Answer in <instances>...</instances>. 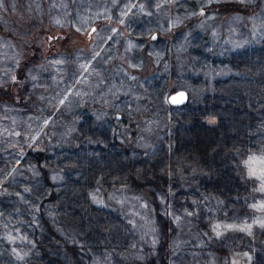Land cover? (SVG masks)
Instances as JSON below:
<instances>
[{
	"label": "rangeland",
	"instance_id": "1",
	"mask_svg": "<svg viewBox=\"0 0 264 264\" xmlns=\"http://www.w3.org/2000/svg\"><path fill=\"white\" fill-rule=\"evenodd\" d=\"M2 1L6 6L0 7V17H9L8 12L10 19L16 18L14 24L18 28L11 27L12 45L0 39V83L13 78L17 60L21 64L25 53L35 52L43 57L54 52L58 58L60 54L82 49L85 54L75 60L76 69H83L79 73L93 70L99 63L108 65L113 73L112 80L107 82V91L115 93L114 101L105 105V110H113L112 120L98 128L85 122L86 142L77 159L85 164L90 161L96 168L92 184H98L100 189L94 196L109 204L108 209L115 207L123 214L117 217L91 213L92 225L73 226L81 227V233H88L84 246L89 255L87 261L90 264H147L149 255L154 257L161 234L154 207L159 205L160 217H165L166 202L163 195L148 193L146 187L152 190L161 187L162 190L170 184L173 188L168 186L170 198L177 204L169 202L173 235L168 264H264V227L261 226L264 208L260 207L264 204V191L259 190L260 181L249 178L244 167L250 155H264V124L253 122L251 129L243 126L245 119L257 116L255 113L264 115V56L254 55L252 60L259 63L256 67L253 65L251 71L240 69L236 56L232 57L231 64L226 61L231 54L244 48L252 52L262 48L264 0H43L46 3L43 8L39 0H20L19 4L16 0ZM229 5L232 9L223 14L214 9ZM0 21L9 29L7 19ZM91 27H95V31L89 32ZM154 34L156 39H153ZM33 68H37L36 63L27 71ZM58 75L64 77L61 72ZM230 75L240 80L222 89L216 88L217 98L207 105V116L203 119L207 125L216 126L214 135L220 134L215 138L216 144L209 148V155L217 153L216 160L208 164L201 161L199 154H184V151L175 156L173 146L186 140L180 125L192 122L191 118L179 119L177 111L188 112L189 117L191 112L203 109L204 90L214 88L218 79ZM246 77L250 82L242 80ZM69 84L61 85L68 94L79 82L68 88ZM251 88L256 89L253 95L249 92ZM181 89L192 97L189 104H170L165 122L162 117L145 123L148 132L155 126L165 128L164 133L155 135V145L161 142L160 147H172V154L168 153L173 158L167 167L154 154H147L146 161L135 154L125 157L115 144L131 138L128 131L120 128L121 117L139 108L135 100L129 99L130 95L145 91L155 99L168 101L170 93ZM170 113L176 118L170 119ZM147 136L137 138L136 151L148 149ZM189 136L195 142L193 135ZM242 138L247 140L242 141ZM93 147L101 148L103 153ZM219 156L227 158L220 167L216 166ZM15 157L16 152L1 156L0 167ZM55 158L51 164L53 169L66 160L62 156ZM136 161L142 163L137 169L142 167L140 171L147 177L145 181L139 174L135 176L137 179H132L127 172L128 164L134 165ZM229 164L230 172L234 171L239 180L231 183L227 177L230 181L227 189L222 182L212 183L213 179L221 177L222 171L229 172ZM103 175L108 177L106 184L102 182ZM126 179L134 180L137 187L126 183ZM206 182L210 184L207 187ZM138 183L145 186L140 189ZM20 190L16 192L17 200L23 204L32 201L35 210L34 189L21 186ZM20 212L12 213L10 208L0 205V242L8 248L0 252V264H16L13 259L16 254L19 264H27L35 256L36 251L30 243L24 244L27 230H22ZM67 223L69 220L64 221ZM67 231L70 237L64 236L62 244L65 240L82 244L74 231ZM60 243L53 241L55 249ZM59 249L62 251L61 264H81L86 259L80 257L79 260L66 247L59 246ZM152 264H159V261Z\"/></svg>",
	"mask_w": 264,
	"mask_h": 264
},
{
	"label": "trees",
	"instance_id": "2",
	"mask_svg": "<svg viewBox=\"0 0 264 264\" xmlns=\"http://www.w3.org/2000/svg\"><path fill=\"white\" fill-rule=\"evenodd\" d=\"M16 1L17 4L20 3V0ZM39 5L43 8L46 6V3L43 0H39ZM1 6L5 8V1L0 0ZM214 9L223 14L229 12L232 7L230 5L220 8L216 6ZM8 10H11V7ZM1 14L5 16L2 12ZM7 14L9 17L5 16V18L1 16L0 19L8 20V24L6 23V25L9 26L10 30L5 29L2 21H0V39L3 38L11 44V38L14 35L11 27L18 28V25L14 24L16 18L10 19L8 12ZM75 50L73 53L60 54L58 58L54 52H49L45 57L37 55L36 52L29 55L25 53L28 58L25 56L26 58L24 57L25 59L21 60V64L17 60L16 66H14L16 68L15 75L13 76L15 79L9 78L8 81L0 83V159L1 156L5 157L9 153L16 152V157L13 160H6V164L0 167V205L10 208L12 213H18L21 210L19 218L23 224L22 227L24 229L22 230H27L26 235L21 231L27 236L25 237L27 239H24V244L30 243L31 247L36 251L35 256L31 257V260L27 258L29 261L27 264H61L59 259L62 251L59 249V246L66 247L68 251L72 250L79 260H81L80 257L86 258L81 261V264H90L87 261V256L89 257L86 253L87 248H84L88 233H81V227L73 226L86 227L92 225L89 218L91 213H105L109 216L113 214L117 217H119V213L123 214L121 211L118 212L115 207L111 210L108 209L109 204H104L103 201L98 200L94 196L100 189L98 184L95 186L92 184L97 174L96 168H93L90 161L85 164L77 159L80 153L84 151L86 142L83 130L85 122L93 128H98L101 125L110 123L112 120L113 110H105V105L114 101L115 93H108L107 91V82L112 80L113 73L105 63L103 65L99 63V66L95 65V69L89 70L84 74L82 72L79 73L83 69H76L77 61L75 60L79 58V55L85 54V52L82 49L79 51ZM89 55H92V53ZM254 55L264 56V41L262 48L256 49V52L244 48L240 52L231 54L226 61L231 64L232 57L236 56L239 58L237 66L240 69H250L253 65L256 67V64L259 63L252 60ZM171 61L173 64L175 63L173 60ZM55 62L57 63L56 66ZM35 63L37 68L27 71ZM60 68L62 69L61 71L59 70ZM54 69L59 71L54 72ZM60 72L64 76L63 78L58 75ZM81 74L82 77L79 78ZM238 80L240 78L238 79L236 76L230 75L224 79H218L217 83L215 82L214 88L205 89L201 100L204 102L202 105L203 109H200L197 113L191 112L193 114L188 117V112L177 111V114H180L179 119L184 121L186 118H191L192 122L189 125H180L181 132L184 133L186 140L183 144H178L177 142L173 146L175 149L174 153H176L175 156L184 151V154H199L201 161L208 164L216 160V152L209 155L211 152H209V148L217 142L215 138L218 134L214 135L212 133L216 130V126L207 125L203 119L207 116V105L214 102L217 98V96L215 97L216 88L219 86L222 89ZM242 80L250 82L249 77ZM66 82L70 83L68 88H70V85H75L76 82H79V84H76L72 92L68 94L61 87ZM255 90V88L249 89L250 94L253 95ZM191 98L188 94V104ZM129 99L135 100L139 108H136L134 111H128V115L121 117L120 128L128 131L131 138L125 141V143L117 142L115 147L123 152L125 157L135 154L140 160L145 161L148 158L147 154H154L167 167V164L173 158L171 156L172 147L168 148L165 145L160 147L161 142L155 145V135L161 132L164 133L166 131L165 128L162 129L155 126V129L151 132L145 129L151 119L163 117L164 122L167 120L166 117L171 106L170 103L165 98L155 99V97H151L145 91L137 92L134 95L131 94ZM140 105L142 106L140 107ZM255 115L257 116L245 119L243 126L251 129L254 125L253 122L264 124V115L260 116L256 113ZM169 117H171L170 119L176 118L172 113H170ZM241 120L239 119V121ZM251 123H253L252 126ZM178 131H176L175 135L178 134ZM190 134L193 135L195 142H192ZM144 136H147L150 142V145L147 147L148 149H137L136 151L134 144L138 141L137 138ZM236 137L238 138V136ZM242 139V141L247 140L245 138ZM155 146L159 147L155 148ZM93 148H95V151L103 153L101 148ZM58 156L65 157L66 160L63 163L62 161L58 163L55 166L56 169H53L51 164L52 162L54 164L55 157ZM225 160H227L226 157L224 159V156H219L218 161L221 163L218 164L217 161L218 165L216 164V166H222ZM139 162L136 161L134 165L128 164L127 172L130 174V178L137 179L135 176L139 174L142 176L143 181H145L147 177L141 173L142 167L137 169L142 164ZM228 166L229 172L222 171L221 177L213 179L212 183L218 184L222 182L225 189L230 184V181L226 180L227 177L231 179V183H234L236 176L233 170V172H230L232 169L230 164ZM106 174H108V171ZM103 178L102 182L106 184L108 177L103 175ZM237 179L236 182L239 180ZM207 180L209 181V179ZM130 181L125 180L126 183L132 186L136 185L134 180V182ZM23 185L31 186L34 189L32 192L37 197V199L33 197L34 204L37 203V205L35 204V210L32 209L34 207L31 204L32 201H26L23 204L17 200L19 197L16 195V192L21 191L22 188L20 190V187H24ZM138 185L140 189L145 186V184L140 183ZM163 185L164 183H162ZM205 185L207 187L210 184L207 183ZM168 186L169 189H173L170 184ZM168 186H163L164 189L162 190L161 187H156L155 190L146 187L148 193L154 194V192H157L163 195L166 202L165 217H160L159 205L154 207L162 237L160 234L158 246L155 248L156 252L153 254L154 257L152 258L149 255L146 259L147 264H152L155 260H158L159 264H168L170 258L168 252L170 239L173 235V227L169 221L168 214L169 211L171 212L170 205L177 204V201L174 202L172 197L170 198ZM175 199L177 200L176 197ZM22 205H24V209ZM120 208L124 209L123 207ZM65 220H69L70 223L64 224ZM67 229L71 232L74 231L76 233L75 236L81 238L77 239L78 242L82 243L81 245H78L74 240H71L70 243L65 240L66 243L62 244L64 236L70 237ZM53 241L61 242L58 249H55ZM1 244L0 242V252H6L7 246ZM14 257L13 259L16 261V264H19V256L16 254Z\"/></svg>",
	"mask_w": 264,
	"mask_h": 264
},
{
	"label": "snow or ice",
	"instance_id": "3",
	"mask_svg": "<svg viewBox=\"0 0 264 264\" xmlns=\"http://www.w3.org/2000/svg\"><path fill=\"white\" fill-rule=\"evenodd\" d=\"M241 2H243V0H241ZM93 31H95V29H93ZM113 31L116 30L113 29ZM153 39H156V37L153 36ZM13 79H15V77H13ZM17 163H19V161H17ZM244 167L247 169L248 177L259 180L261 185L259 190L264 191V155H261L259 157L250 155L248 159L244 161ZM260 207L264 208V204H261ZM189 215H191V213H189ZM261 226L264 227V222H261ZM216 227H219V225H217ZM228 227H231V225H229ZM217 235H219V233H217Z\"/></svg>",
	"mask_w": 264,
	"mask_h": 264
},
{
	"label": "water",
	"instance_id": "4",
	"mask_svg": "<svg viewBox=\"0 0 264 264\" xmlns=\"http://www.w3.org/2000/svg\"><path fill=\"white\" fill-rule=\"evenodd\" d=\"M93 29H95V27H91L89 32H92ZM153 36H155V34ZM187 100H188V95L184 90H178L168 95V102L171 105H183L187 102Z\"/></svg>",
	"mask_w": 264,
	"mask_h": 264
}]
</instances>
